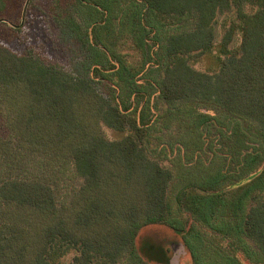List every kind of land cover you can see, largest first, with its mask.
Wrapping results in <instances>:
<instances>
[{
	"label": "trees",
	"instance_id": "trees-1",
	"mask_svg": "<svg viewBox=\"0 0 264 264\" xmlns=\"http://www.w3.org/2000/svg\"><path fill=\"white\" fill-rule=\"evenodd\" d=\"M18 5L0 0L28 38L0 40V264H157L156 227L189 264H264V0ZM227 11L218 68L196 69ZM53 29L72 70L24 45Z\"/></svg>",
	"mask_w": 264,
	"mask_h": 264
},
{
	"label": "rangeland",
	"instance_id": "rangeland-1",
	"mask_svg": "<svg viewBox=\"0 0 264 264\" xmlns=\"http://www.w3.org/2000/svg\"><path fill=\"white\" fill-rule=\"evenodd\" d=\"M34 1L39 6H41V8L43 7L44 20L47 22L51 21L52 12L48 8L49 5H51V0H34ZM25 2L26 0H19L17 13H20V11L22 10V7H24L23 4H25ZM28 4H27V7H28ZM27 7H26V10H27ZM37 8L38 7L36 6V9ZM24 15L22 14V19L24 18ZM234 15H235L234 11L220 12L218 14L217 22L215 24V28H216L215 44L210 51L192 60V64L196 69L203 70V71H214L218 68L219 58L223 56L219 53V42L224 32L225 25L228 24V22L234 17ZM19 17L18 15H16V17L13 20H11V22L18 24L20 21ZM4 21L6 23L3 25H0V35H1L0 40L9 41L14 38L15 41L13 40H12L13 42L10 41V43H12L13 45L15 42L16 44L18 43L17 42L18 39L21 42L24 41L25 39L28 40V38L24 36L23 37L19 36L17 37V39H15V36L13 35L14 31L11 28L12 24H10L11 22H8L7 20H4ZM23 32L24 31H22V33ZM29 38H32L31 40L29 39V42L31 43L25 41L24 42L25 46H27L28 44L35 43L34 44L35 51L40 52L43 55L48 56L49 58L60 61L68 69L72 70L73 67L75 68L74 57H76L77 54L72 52L71 46L73 45H71L68 42L59 40L60 37H58V33L56 35V33L54 32V29H53V32L49 30L48 32H46V34L42 36L40 35L39 40H36V35H33V33L29 35ZM239 39L240 37L237 33L235 37L233 38V41L231 42L230 46L231 47L236 46L239 42ZM127 46H128L127 44L124 45V48H123L124 51L127 50ZM0 123H1V112H0ZM104 132L109 138H117L123 134L122 132L112 130L106 126H104ZM151 146L153 147L156 146V141L154 139H151ZM164 162L171 165V161L169 159L164 160ZM183 208L186 209V207H183ZM145 235H147V238L145 237ZM149 237L151 238V240L152 238L154 239L155 244L153 246L154 249L152 248L151 252H149L150 250L148 251L146 250L147 255L145 254V257L147 260L152 261L157 264H189L191 262L190 254L187 251L186 247L178 248V245H182L181 242L183 241L180 238L176 237L175 232H172L169 229L164 228V227H156V229H152L146 232L144 231L143 240H146V239L148 240ZM74 254H75V250L70 249L68 253L61 258V264H65L71 261ZM243 261L246 264H251L247 260H243Z\"/></svg>",
	"mask_w": 264,
	"mask_h": 264
},
{
	"label": "water",
	"instance_id": "water-1",
	"mask_svg": "<svg viewBox=\"0 0 264 264\" xmlns=\"http://www.w3.org/2000/svg\"><path fill=\"white\" fill-rule=\"evenodd\" d=\"M28 2H29V0H26V2L24 4V7H23V15H24V13L26 11V7H27ZM181 243H182V245H178V248H185L184 243L183 242H181Z\"/></svg>",
	"mask_w": 264,
	"mask_h": 264
},
{
	"label": "flooded vegetation",
	"instance_id": "flooded-vegetation-1",
	"mask_svg": "<svg viewBox=\"0 0 264 264\" xmlns=\"http://www.w3.org/2000/svg\"><path fill=\"white\" fill-rule=\"evenodd\" d=\"M191 263V262H190Z\"/></svg>",
	"mask_w": 264,
	"mask_h": 264
}]
</instances>
